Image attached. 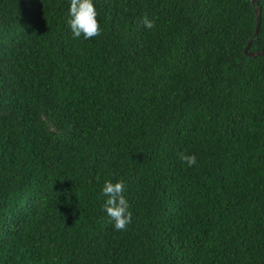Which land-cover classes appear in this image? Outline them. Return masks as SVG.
<instances>
[{"label": "trees", "instance_id": "16d2710c", "mask_svg": "<svg viewBox=\"0 0 264 264\" xmlns=\"http://www.w3.org/2000/svg\"><path fill=\"white\" fill-rule=\"evenodd\" d=\"M93 2L99 35L74 39L69 0H0V264H264L254 6ZM105 180L125 185V230Z\"/></svg>", "mask_w": 264, "mask_h": 264}, {"label": "clouds", "instance_id": "9594fccd", "mask_svg": "<svg viewBox=\"0 0 264 264\" xmlns=\"http://www.w3.org/2000/svg\"><path fill=\"white\" fill-rule=\"evenodd\" d=\"M68 20L72 37L74 39H89L98 36L100 28L97 23V10L93 0H69ZM143 26L148 29L154 27L155 18L149 19L147 15L142 17ZM180 160L188 167L196 164L195 155L180 154ZM125 185L123 181L105 180L100 195L104 197L102 211L112 221L114 230H125L131 222V212L128 210V201L124 196Z\"/></svg>", "mask_w": 264, "mask_h": 264}, {"label": "water", "instance_id": "95a60500", "mask_svg": "<svg viewBox=\"0 0 264 264\" xmlns=\"http://www.w3.org/2000/svg\"><path fill=\"white\" fill-rule=\"evenodd\" d=\"M251 4L254 6V14H255V19H256V23H255V28H254V32L253 35L251 37H249L245 47H244V55L248 56V57H256V56H264V51H252L250 50V45L252 42L253 37L258 33L259 31V25H260V6L258 5L256 0H250Z\"/></svg>", "mask_w": 264, "mask_h": 264}]
</instances>
